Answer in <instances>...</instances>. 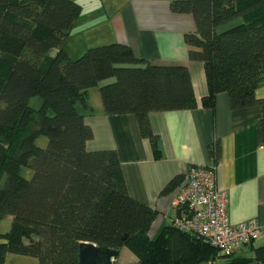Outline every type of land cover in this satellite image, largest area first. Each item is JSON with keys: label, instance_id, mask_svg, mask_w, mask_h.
<instances>
[{"label": "trees", "instance_id": "trees-1", "mask_svg": "<svg viewBox=\"0 0 264 264\" xmlns=\"http://www.w3.org/2000/svg\"><path fill=\"white\" fill-rule=\"evenodd\" d=\"M169 8L193 18L183 37L189 60L204 66L203 103L226 92L233 109L260 106L256 139L264 145V97L256 94L264 85V0H172ZM81 11L76 0H0V219L11 216L0 264L8 254L78 264L82 242L125 246L137 258L130 264L264 263V245L253 257L235 256L173 225L148 235L156 212L129 194L117 152L87 147L89 89L98 88L106 114H133L159 155L149 114L196 106L189 68L137 57L119 41L72 57L63 44ZM209 154L218 157L217 142Z\"/></svg>", "mask_w": 264, "mask_h": 264}, {"label": "crops", "instance_id": "crops-1", "mask_svg": "<svg viewBox=\"0 0 264 264\" xmlns=\"http://www.w3.org/2000/svg\"><path fill=\"white\" fill-rule=\"evenodd\" d=\"M171 1L120 0L112 10L103 3V20L110 26L106 30L107 38L128 43L135 56L153 63L187 64L196 106L149 114L151 130L158 137L159 155H156L150 140L141 135L135 116L106 114L102 103L91 102L90 90L99 93L97 87H92L89 102L93 112H84L93 133L87 147L111 148L117 152L129 194L156 212L148 231L151 238L164 226L173 225L180 213L172 199L184 183L189 167L213 168L217 188L227 192L229 222L236 225L256 219L260 223L258 236L234 253L253 257L254 248L264 245V145H259L256 139L261 107L233 109L226 92L217 93L212 106L203 103L208 90L204 66L189 60L183 37L195 24L191 15L172 12ZM73 30L74 27L71 33ZM256 94L264 97V85L257 88ZM214 142L218 144L217 158L209 154V146ZM177 176L182 177L179 183L165 191V186ZM136 260L135 254L123 246L113 264H130ZM5 264H37V260L8 254ZM252 264L264 263L254 260Z\"/></svg>", "mask_w": 264, "mask_h": 264}, {"label": "built area", "instance_id": "built-area-1", "mask_svg": "<svg viewBox=\"0 0 264 264\" xmlns=\"http://www.w3.org/2000/svg\"><path fill=\"white\" fill-rule=\"evenodd\" d=\"M227 203V192L217 188L214 169L190 166L184 183L172 199L173 206L180 211L173 226L201 237L222 253L230 254L255 239L261 226L256 219L231 224Z\"/></svg>", "mask_w": 264, "mask_h": 264}, {"label": "rangeland", "instance_id": "rangeland-1", "mask_svg": "<svg viewBox=\"0 0 264 264\" xmlns=\"http://www.w3.org/2000/svg\"><path fill=\"white\" fill-rule=\"evenodd\" d=\"M82 8V16L75 23L73 32L64 41V48L72 57L79 56L89 46L112 42L107 38L106 30L109 28V23L103 20V12L101 11L102 4L112 10V7L118 5L120 0H76ZM106 1V2H105ZM98 22V23H97ZM94 23V24H93ZM92 24V25H91ZM91 25V26H88ZM91 102L101 103L99 93L95 89L90 90ZM38 98H32L30 103L32 106L38 105ZM46 137L41 135L37 139V144L40 146L46 145ZM11 224V216L7 215L0 219V233L9 231Z\"/></svg>", "mask_w": 264, "mask_h": 264}, {"label": "water", "instance_id": "water-1", "mask_svg": "<svg viewBox=\"0 0 264 264\" xmlns=\"http://www.w3.org/2000/svg\"><path fill=\"white\" fill-rule=\"evenodd\" d=\"M116 249L99 247L90 242H82L78 249V264H113L118 256Z\"/></svg>", "mask_w": 264, "mask_h": 264}]
</instances>
